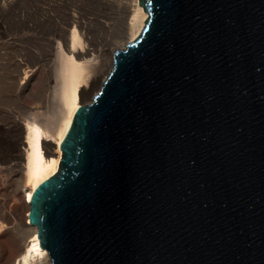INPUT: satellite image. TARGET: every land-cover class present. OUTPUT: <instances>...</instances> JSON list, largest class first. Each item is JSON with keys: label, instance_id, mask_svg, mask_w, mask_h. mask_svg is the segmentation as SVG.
<instances>
[{"label": "water", "instance_id": "95a60500", "mask_svg": "<svg viewBox=\"0 0 264 264\" xmlns=\"http://www.w3.org/2000/svg\"><path fill=\"white\" fill-rule=\"evenodd\" d=\"M141 5L28 222L49 264H264V0Z\"/></svg>", "mask_w": 264, "mask_h": 264}, {"label": "bare ground", "instance_id": "6f19581e", "mask_svg": "<svg viewBox=\"0 0 264 264\" xmlns=\"http://www.w3.org/2000/svg\"><path fill=\"white\" fill-rule=\"evenodd\" d=\"M84 1L0 0V130L20 132L22 145L19 163L5 166L4 171L18 177L29 210L36 188L58 173L61 144L80 108L79 98L93 100L113 69L115 54L140 36L148 20L141 0H99L130 9L132 18L121 46L96 51L91 48L89 20L82 14ZM36 66H40L41 88L27 95L36 71L29 73ZM49 90H53V100ZM11 148L0 152L6 164L13 160L16 148ZM16 222L7 226L15 248L14 264H49L28 214L26 226L21 228ZM25 236L29 239L21 245Z\"/></svg>", "mask_w": 264, "mask_h": 264}, {"label": "rangeland", "instance_id": "374dc122", "mask_svg": "<svg viewBox=\"0 0 264 264\" xmlns=\"http://www.w3.org/2000/svg\"><path fill=\"white\" fill-rule=\"evenodd\" d=\"M84 2L82 14L90 23L89 36L92 38L91 48L97 51L103 48H108L110 50L121 46L128 35L129 24L132 18L131 10L126 7H119L115 2L103 3L99 0H85ZM3 23L6 26V22ZM1 31L2 29H0V32ZM107 58H110L109 54ZM56 60L55 58L54 63ZM39 67L40 66H36L31 70L32 72L29 73L32 75L34 74L33 71H36L35 76L33 75L29 80L30 85L27 89V95L30 94L33 89L37 90L41 88L39 83L41 75L38 73ZM107 67L108 65L102 70L103 72L101 74L106 71ZM101 74L100 77L102 76ZM98 82L96 83L98 84ZM96 83L93 89L97 87ZM49 97L51 100L54 99L53 90H49ZM20 138V132L17 130H0V152L6 150V147L11 148L13 146L11 149H15L18 145L15 152L12 154L13 160H11L10 163L6 164L4 162L5 158H3L6 156H4V154L0 155L3 156L0 158V264H14L13 258L15 255V248L12 246L7 236L9 232V230H7L8 223L12 220H16L21 228L22 226H26L25 223L29 211V205L25 203L24 195L21 193V188H19L18 177L15 176L14 173L4 171L5 166L10 164L11 166L17 165L20 161L19 157L21 156L22 147ZM9 144L10 146H8ZM14 170L17 174L19 168L15 167ZM28 239L27 236L22 238L21 245H24Z\"/></svg>", "mask_w": 264, "mask_h": 264}]
</instances>
